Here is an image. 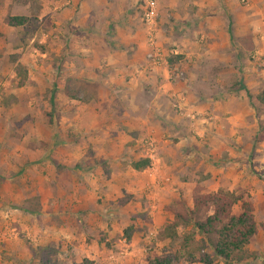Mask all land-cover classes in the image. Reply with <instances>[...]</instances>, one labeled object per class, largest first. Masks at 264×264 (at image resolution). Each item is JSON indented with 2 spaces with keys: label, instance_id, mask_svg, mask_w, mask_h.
<instances>
[{
  "label": "crops",
  "instance_id": "obj_1",
  "mask_svg": "<svg viewBox=\"0 0 264 264\" xmlns=\"http://www.w3.org/2000/svg\"><path fill=\"white\" fill-rule=\"evenodd\" d=\"M251 1L254 3L252 7L264 11V0ZM47 2L51 3L46 8L53 25L52 43L55 44L56 51H62L67 57L63 66L68 69L65 70L64 67L62 70L64 76L74 77L76 74L75 78L84 77V80L88 77L100 82L98 86H104V90L108 92L118 90L121 99L117 109L119 117L115 124L100 122L83 127L71 124L75 130L82 128L86 133L84 139L74 143L71 153L66 148H59L70 145V142H63L56 134L58 126L55 129L52 127L54 133L46 144L53 148L50 153L43 147L38 148L47 139L39 136L41 133L37 126L34 127L38 137L35 139L37 147L22 150L19 145V152L10 150L13 155H5L9 151L6 147L11 142L6 141V137L0 139V264H24L31 257L29 248L39 249L45 246L57 248V258H66L67 255L74 259L79 255L92 260L99 255L103 258L109 254L115 256L114 260L118 264H138L139 249L132 246L137 234H131L128 239H114L112 225L101 220L106 219L101 217V213L103 210L107 211L106 195L115 194L120 197L122 190L132 194V206L139 210L140 204L136 199L141 196L143 189L138 186L129 187L133 182H129L125 174L130 171L122 169L120 164L122 156L132 155L135 158L139 145L151 152L147 155L148 158L153 155L158 160L164 158L171 170L177 166L181 174H176L175 177L181 176L183 172V179L178 180L176 186L163 185L153 175L151 187L150 183L147 185L151 188L148 189L149 195L154 194L156 188L165 189L171 197L180 192L185 206L190 207L191 193L196 185L200 186L202 192L245 189L256 224L255 235L263 237V229L258 224L264 222V179L260 181L257 176L259 169L264 172V125L260 126L261 138L255 141L253 135L259 130V123L248 106L247 98L241 94L233 96V93L227 94L225 98L215 95L209 99L203 98L201 94L195 95V106L190 107L198 115L192 121L183 120V114L179 117L163 99L167 101L170 91L177 93V96L184 97L183 91L187 97L191 96V77H188L187 85L183 87L181 81L168 80L165 73L167 66L159 64L149 69L145 61L143 29L136 12L139 8L138 0H41L42 9H45ZM155 2L158 23L167 32L173 33L175 40L169 42L176 45L166 49L168 46L164 47L163 39H160V50L162 54L170 51L179 56L176 64L182 68L183 56L188 64L193 65L201 63L200 58L206 57L194 44L193 38H183V21L185 25L192 22L197 23V26L203 25L207 34L222 37L227 35V18L240 11L236 9L234 0ZM227 48L229 44L226 41L216 43L218 60H224ZM208 51V48L204 50ZM261 51L264 52V48ZM245 87L248 90L246 85ZM55 88L56 91L51 89L54 96L62 99L64 88L59 84ZM144 89L150 92L145 101L146 107L140 105L137 99L139 97H136L139 93L144 95ZM68 98L74 101L72 96ZM58 108L61 113H68L71 120H85L91 118L92 112H105V109H93L85 104L75 107L60 105L55 110ZM183 110L190 112L184 106ZM42 119L40 120L43 122ZM188 130L194 132L198 139L190 136ZM165 136H173L175 139L170 148V158L165 155V149L168 148H162L166 144V140L162 139ZM143 139H151L152 146L148 147L141 142ZM31 145H34L33 141ZM84 146H90L91 157L86 156ZM99 160L105 161L109 167L107 177L97 163ZM17 165L21 167L18 168ZM13 175L18 179V176L27 179L29 186L23 187L20 186L21 182L10 181L8 177ZM47 189L50 191L47 192ZM60 191L68 192L62 201L59 198ZM51 193L57 194L58 198L52 196L49 200L47 195ZM96 194L99 201H92ZM102 195L105 197L100 199ZM34 196H37L35 206L28 203ZM162 207L163 205L151 207L150 219L145 221L147 225L159 224L163 216L158 211ZM163 213L167 217L170 215L166 211ZM108 215L109 212H106V216ZM104 226L107 230L100 235L103 236L101 239L98 232ZM111 240L120 243L112 246ZM115 246L120 251L114 252ZM257 256L263 258L264 253ZM70 263V260L63 262ZM210 264L223 262L213 259Z\"/></svg>",
  "mask_w": 264,
  "mask_h": 264
},
{
  "label": "rangeland",
  "instance_id": "obj_2",
  "mask_svg": "<svg viewBox=\"0 0 264 264\" xmlns=\"http://www.w3.org/2000/svg\"><path fill=\"white\" fill-rule=\"evenodd\" d=\"M138 1L139 8H137L136 12L140 18L143 2L142 0ZM155 1L156 0H152L157 10ZM38 4V9H31L28 4L15 2L13 0H0V139L6 137V141L9 140L11 143L16 144L11 145L10 143L9 147H6L9 151H7L5 155H13V152H10V150L19 152L20 150L17 149L19 145L22 150L29 147H37L35 139L38 137L35 134V126L40 129L41 135L39 136L47 139L44 141L39 139L43 142H40L41 144L38 145V148L42 149L43 147L44 150H49V153L52 151L53 148L48 147V145L46 146V144L48 143V138H51L52 133H54L52 127L54 126L55 129V126H58V128H56V134L63 142L68 143V140L70 142V145L61 146L59 148H66L67 151L71 153L74 149V143L84 139L86 134H84L82 128H76L75 130L71 124H79L82 127L86 124L92 125L93 123L97 124L100 122L103 124L114 122L113 124H115L119 117L117 109L121 99L119 97V92H117L118 90L108 92L104 90V86H98L100 82L97 83V81L88 77L84 80V77L75 78L77 76L76 74L74 77L64 76L65 73L62 72V70L64 67L66 68L65 70L68 69L66 66H63L67 57L62 51L55 50V44H53L51 40L53 25L48 15V9L46 8L50 6L51 3L47 2L45 4V9H42L41 0H38ZM234 5L236 9L240 11L237 15L227 18V21H229V26L227 23V35L222 37H218L213 33L207 34V32L203 30V25L197 26L195 22L185 25L183 21V38H193L194 44L206 55V57L203 56V58H200L201 63H197L198 65L188 64L187 59L183 56L182 68L176 64L179 56L167 51L163 54L166 65H162L167 66L165 72L167 75L170 72H177V77H182L180 81L183 82V87L187 85L188 77H191L193 92L191 96L187 97L183 91V106L186 107L187 110H190V113L193 114V118L198 115L195 114V111L190 107L191 105L195 106L194 104L196 101L193 98L196 97L195 95L201 94L203 98L209 99L211 96L216 95L224 97L229 93H233V96L237 97L241 94L243 97L247 98L246 93L238 88L237 81L242 80V83L247 86L251 94V98H247L248 106L251 108L257 123H259V130L257 129V132L253 135V139L256 141L261 138L260 126L264 125V105L259 104L253 98L256 93L264 88V52L261 51V48H264V11L263 9L259 11L255 6L252 7L254 3L251 0H234ZM6 14L29 16L30 19L22 30L23 32L17 33L12 27L3 24L2 19ZM158 28L157 43L160 47H162L160 39H163L162 45L164 47L168 46L166 49L171 47L174 48L176 45L172 44V41L175 40L173 33L167 32L166 28L162 27L159 23ZM169 40L172 41L169 42ZM222 40L229 44V48L224 51L225 56L223 61L217 59V50L215 49L216 43ZM184 44L185 41H183V45ZM207 48L209 51L204 52ZM169 60H171V62H169ZM16 65H19V67ZM76 69H79V67H76ZM57 84L64 88L65 94L62 96V99L54 96V105L51 107L49 104L50 91L52 88L56 91L57 88H55V85ZM100 90H102V92H100ZM144 92V95L143 93H139L136 97H139L137 99L140 105L146 107L145 101L150 92L148 89H144ZM68 96H72L74 101L69 99ZM163 100L175 114L179 117L181 116L172 106V101L169 97H167V101L166 99ZM82 104L89 105L93 107V109H105V112L102 114H95L92 112L91 118L89 117L85 120L82 118L71 120L72 117L68 113H61L59 108L55 110V108L60 105L75 107ZM47 109H49V112H46ZM35 111L37 112L36 114ZM155 117L158 118V115ZM181 118L183 120H193V118L189 119L185 117L184 114ZM40 119H42L43 122ZM188 127L191 126L189 125ZM50 133L51 136L49 137ZM187 133L193 138L195 137L198 139V136L191 130H188ZM162 139L166 140V144L162 148H168L165 149V155H168L170 158L172 154L170 148L173 146L174 137L165 136ZM32 141L34 145H31ZM43 143L44 145H42ZM77 147L79 148V145ZM54 148L58 149V147ZM83 148L86 151V156L91 157L92 151L90 146H84ZM137 148L138 152L135 158L131 157L132 155L122 156L120 164L122 169L130 171L129 174H125V178L129 182H133L130 183L129 187L134 188L138 186L143 189L144 195L142 193L141 196L136 199L140 204L139 210L132 206L134 201L132 194L122 190L120 197H117L115 194L106 195V212H109V215L106 216L105 210L101 213V217L106 218L101 220H106L108 224L111 223V228L115 234L114 239L124 238L122 230L129 225L131 226V234H137V238L133 240L134 243L132 246H135V249H139L140 262L138 264L141 262L145 264L146 261L152 257H166L171 261V264H197L196 262L205 264L199 260L201 253H206L208 255L211 261L210 263H212L213 259L220 261V259L213 257V254L208 248L200 249L201 243L199 235L190 225L183 226V215L188 207L185 206L183 196H181L180 192L171 197L165 189L156 188L154 194H148V189L151 188H148L147 185L149 183V186L151 185L150 180L152 181L153 175L155 180H159L160 183L163 182V185L171 184L176 186V182L183 179V172L181 176L175 177L176 174H181L177 166H174L175 169L171 170L167 167L168 163L164 158L158 160L154 155L148 158L147 155L151 154L150 151L147 152L140 145ZM152 154H154V152H152ZM141 158H148V165L142 170L132 169L130 163ZM97 163H99V161H97ZM16 167L19 168L21 166L17 165ZM20 169H23V167ZM141 171H143L142 175H139ZM258 173L259 175L257 177L262 181L264 178L260 176H264L263 170L259 169ZM18 177L20 181L15 175L8 178L14 183L21 182L22 185L20 186H29L27 179L20 176ZM138 182L140 184H138ZM162 186L160 185V187ZM49 191L50 189H47V192ZM194 191L202 192L198 185L194 186L192 193ZM232 191L247 192L245 189L240 188ZM67 193L68 192L60 191L59 198H61V201L67 196ZM108 193L110 192L108 191ZM52 196L58 198L57 194L51 193L47 195L49 200L53 198ZM95 196H97V194L94 195L93 199L91 197L90 199H92V201H99ZM104 197L105 196L102 195L100 199ZM103 201H105V199ZM127 202L129 203L127 204ZM149 202L151 203L149 204ZM28 203L33 206L37 205V196H34ZM53 203L56 204L55 201ZM158 205H163L164 207L160 208V211H158L164 219L161 218L158 225L149 226V224L147 225L145 222L150 219L149 211ZM164 211L170 214L169 217L164 216ZM232 211L234 213L238 212L237 206H234ZM103 214H105V216H103ZM175 214L180 216V218H178V225L176 226L177 236L170 239L164 237L161 234V230L166 223L176 219ZM259 228L261 227L259 226ZM105 229L107 230V227L104 226L102 230L98 232V236L101 239L103 236L100 235L105 233ZM187 232L193 233L194 240L183 247V233ZM262 234L263 237L259 234L255 235L254 233V238L250 239L252 240L250 244L245 246L249 255L242 262L230 264H264V257L261 258L257 256L264 253V243H262L264 240V229ZM117 243L120 242L112 241V246ZM36 248L37 247L29 248L31 257L27 259L24 264H39L40 260L48 264H63V262L67 260H70L71 263H74V261H76L75 263H79L81 259H83V257L79 255L74 259L67 257V255L66 258L63 256H58L57 258L55 252L57 248L55 249V247L51 246H45L39 249ZM113 249L114 252L120 251V248H116V246ZM35 253L36 255L34 256ZM114 257L115 256L112 257L108 254L100 258L99 255L97 258H92L90 261L93 264H118L115 262Z\"/></svg>",
  "mask_w": 264,
  "mask_h": 264
},
{
  "label": "trees",
  "instance_id": "obj_3",
  "mask_svg": "<svg viewBox=\"0 0 264 264\" xmlns=\"http://www.w3.org/2000/svg\"><path fill=\"white\" fill-rule=\"evenodd\" d=\"M28 4L31 9H38V0H13ZM29 16L25 15H10L6 14L2 22L4 25L12 27L17 33L23 32ZM171 62V60H169ZM19 67V65H16ZM239 89L244 90L248 99L251 94L246 89L241 80L237 81ZM53 92L50 91L49 104L54 105ZM253 98L264 105V88L256 93ZM103 174L107 177L109 167L105 161L99 160ZM149 163L148 158L134 160L130 166L134 170H142ZM237 206L238 212L234 213L232 208ZM174 221L166 223L161 234L167 238L177 236L176 226L178 225L179 215L175 214ZM183 226L190 225L193 230L199 235L201 247L200 249L208 248L214 258L220 259L225 264L240 263L249 254L245 248L250 239L255 233L256 224L252 215V206L248 199V195L243 192L224 191L217 189L214 192L194 191L191 196V205L186 208L183 215ZM259 226L264 229V222H260ZM125 239H128L131 234V226H127L122 230ZM183 247L187 246L194 240L193 233H183ZM36 253L34 254V256ZM38 256V254H37ZM205 264L211 261L206 253H201L199 259ZM39 264H48L45 261H39ZM54 264V263H50ZM71 264H93L90 260L83 258L79 263ZM145 264H171V261L164 257H152Z\"/></svg>",
  "mask_w": 264,
  "mask_h": 264
},
{
  "label": "built area",
  "instance_id": "obj_4",
  "mask_svg": "<svg viewBox=\"0 0 264 264\" xmlns=\"http://www.w3.org/2000/svg\"><path fill=\"white\" fill-rule=\"evenodd\" d=\"M142 2L143 6L141 7L142 13L140 15V22L142 25L144 42L146 46L145 61L149 69H152L159 64L166 65V60L164 59V56L160 50L159 44L157 43L159 28L157 20L158 13L155 9V5L153 4L152 0H142ZM177 76V72H170L167 75V78L171 81L182 80V77ZM176 94L177 93L170 91L169 98L172 101V106L178 111V113L184 114L185 117L192 119V113L183 112V97L177 96ZM142 142L148 147H151L153 143L151 139H143Z\"/></svg>",
  "mask_w": 264,
  "mask_h": 264
}]
</instances>
